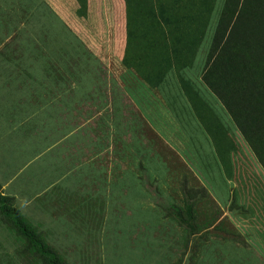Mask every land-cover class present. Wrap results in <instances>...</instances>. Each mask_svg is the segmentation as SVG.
<instances>
[{"label":"rangeland","instance_id":"374dc122","mask_svg":"<svg viewBox=\"0 0 264 264\" xmlns=\"http://www.w3.org/2000/svg\"><path fill=\"white\" fill-rule=\"evenodd\" d=\"M10 1L0 264H264V0Z\"/></svg>","mask_w":264,"mask_h":264},{"label":"trees","instance_id":"16d2710c","mask_svg":"<svg viewBox=\"0 0 264 264\" xmlns=\"http://www.w3.org/2000/svg\"><path fill=\"white\" fill-rule=\"evenodd\" d=\"M200 193H202L203 198L207 197V193L205 190H200ZM185 194L187 197H193L194 199L197 198V192L194 194V191L186 187L185 188ZM12 215L14 218V221H16V224H14V227H16V231L18 234L22 235L24 238L30 240L32 237L40 240L39 236H36L35 233L22 221L19 212L16 210L12 211ZM50 255L51 259L49 260L48 257ZM36 255L42 260L43 264H66L56 253L51 252L49 248L42 246L39 248V252L36 249Z\"/></svg>","mask_w":264,"mask_h":264},{"label":"crops","instance_id":"0c3cea01","mask_svg":"<svg viewBox=\"0 0 264 264\" xmlns=\"http://www.w3.org/2000/svg\"><path fill=\"white\" fill-rule=\"evenodd\" d=\"M48 1L50 2L49 4L52 6H62V4H63V2L61 0H48ZM10 3H11L10 0H0V16H4V14H6V13H3V12H5L6 10L8 12V9L10 7ZM106 3H107L106 0H104L103 3L101 1L99 2L100 5L106 4ZM118 5H119V3H118ZM2 18H4V17H2ZM64 18L66 19V17H64ZM67 20L68 21H77V20L71 19L70 15H67ZM75 25L78 26L76 23H75ZM79 25H80V27L78 28V32H81V31H83V27H82L83 24H79ZM105 35H106V39L111 37L110 32H109V34H108V32L105 33ZM90 41L94 45H96V46H93V52L94 53H97V54L104 53L103 45L101 44V41H102L101 38H99V37L96 39L91 38Z\"/></svg>","mask_w":264,"mask_h":264}]
</instances>
